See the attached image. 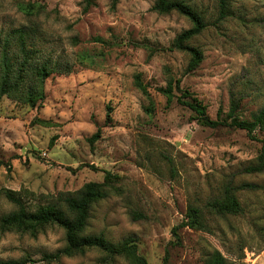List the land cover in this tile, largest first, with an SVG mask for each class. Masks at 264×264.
<instances>
[{"label":"rangeland","instance_id":"obj_1","mask_svg":"<svg viewBox=\"0 0 264 264\" xmlns=\"http://www.w3.org/2000/svg\"><path fill=\"white\" fill-rule=\"evenodd\" d=\"M155 1L97 0L85 11L83 0H0V56L15 30L33 28L34 61L54 69L40 107L0 98V191L17 192L31 210H65L67 197L111 173L112 187L92 207L86 235L132 239L148 264H208L217 251L233 264H264V173L245 172L264 152V129L252 140L228 126L205 127L178 102L177 88L171 101L160 92L181 81L211 119L228 122L235 98L237 116L251 121L264 108V0H233L223 21L219 0H186L207 23L190 43L204 57L190 74V56L169 47L192 23L176 12H153ZM12 49L19 51L17 44ZM246 183L258 190L237 192L242 214L206 209L228 184ZM190 205L204 210L208 229H181L177 238L173 229ZM15 210L0 195V216ZM65 245L58 226L37 237L0 232V261L131 264L108 261L98 250L45 259Z\"/></svg>","mask_w":264,"mask_h":264},{"label":"trees","instance_id":"obj_2","mask_svg":"<svg viewBox=\"0 0 264 264\" xmlns=\"http://www.w3.org/2000/svg\"><path fill=\"white\" fill-rule=\"evenodd\" d=\"M233 0H219L220 17L223 21L230 16V4ZM97 0H83L84 10L89 11L96 5ZM152 11L160 15H169L176 12L190 20L192 27L179 34L169 47L170 51L187 53L190 56L187 72H195L203 62L202 51L190 43L199 37L207 28L204 17L197 12L186 0H156ZM35 29L19 28L13 32L12 40H7L0 56V98L7 97L19 100L32 108H38L46 100V81L54 74V69L49 62L37 63L34 61V47H28V43L35 39ZM14 42V43H12ZM13 44L19 47L18 52L12 49ZM12 51L14 53H12ZM152 55H150V58ZM137 87L147 92L146 85L137 79ZM181 81H170L166 89H160L171 101L174 89L181 92L178 98L180 104L192 110L197 120L205 127L217 129L228 126L236 130L247 132L252 140H257L256 131L264 129V108L252 120H242L237 116L239 101L232 98L231 109L227 120H213L208 115L207 107L192 93L180 88ZM98 137L94 136L92 142ZM4 165L0 161V166ZM248 174L264 173V152L258 157V163L245 169ZM115 176L106 173L104 183L91 182L85 185L76 196L67 197L64 201L65 210L52 205L41 206L31 210L25 204L23 198L17 192L2 190L0 195L16 206V210L0 216V232L2 234L16 231L37 237L49 226H58L65 232L66 245L55 254L46 255L49 262L59 261L63 257H75L85 255L90 250H98L106 256V260L113 261L118 257L130 259L131 264H148L147 260L138 252V247L132 239L120 243L110 242L104 235H86L85 231L91 217L92 207L103 200L112 187ZM258 190L254 184L246 183L241 186L228 184L225 187L223 197L210 201L206 209L217 216L240 215L243 213L242 205L238 199L239 190ZM203 231L208 229L204 210L190 205L184 221L173 229L175 237L179 238L181 229ZM30 259L0 261V264H29ZM162 264H167L164 259ZM208 264H233L220 252H215Z\"/></svg>","mask_w":264,"mask_h":264}]
</instances>
